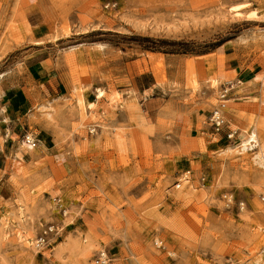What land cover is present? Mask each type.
Wrapping results in <instances>:
<instances>
[{
	"label": "rangeland",
	"instance_id": "1",
	"mask_svg": "<svg viewBox=\"0 0 264 264\" xmlns=\"http://www.w3.org/2000/svg\"><path fill=\"white\" fill-rule=\"evenodd\" d=\"M29 2L0 0V264H264L238 149L264 142V0Z\"/></svg>",
	"mask_w": 264,
	"mask_h": 264
},
{
	"label": "bare ground",
	"instance_id": "2",
	"mask_svg": "<svg viewBox=\"0 0 264 264\" xmlns=\"http://www.w3.org/2000/svg\"><path fill=\"white\" fill-rule=\"evenodd\" d=\"M252 14L253 13H251V15ZM97 94L99 96L101 94V91L98 90ZM85 106H87L88 108H92L93 102H88V103L85 104ZM254 129L255 128L245 132L246 133V137H245V139L241 140V145L238 147V149L240 151H244V152L245 151H253V150L256 149L255 156L258 157L259 160H261L260 164H262V166H264V142L260 141L259 136H258V132H257V130H254ZM231 135L232 134H230V136ZM28 140H30L29 136H28ZM28 144H30V147H31V142H29Z\"/></svg>",
	"mask_w": 264,
	"mask_h": 264
},
{
	"label": "built area",
	"instance_id": "3",
	"mask_svg": "<svg viewBox=\"0 0 264 264\" xmlns=\"http://www.w3.org/2000/svg\"><path fill=\"white\" fill-rule=\"evenodd\" d=\"M223 97H224V94L221 95V98H223ZM209 122H210V127L214 133H219L224 128V126L226 125L225 119L223 118V116L220 115L218 110H213L210 113ZM226 137L228 139H231L232 136H230L229 133H227ZM32 141H33L32 142L33 146L37 144L36 141H34V140H32ZM178 186H179V184L176 185V187H178ZM104 260H105V256L99 255L96 262L102 263Z\"/></svg>",
	"mask_w": 264,
	"mask_h": 264
},
{
	"label": "crops",
	"instance_id": "4",
	"mask_svg": "<svg viewBox=\"0 0 264 264\" xmlns=\"http://www.w3.org/2000/svg\"><path fill=\"white\" fill-rule=\"evenodd\" d=\"M30 0H26V3L28 4V3H30L29 2ZM44 70V67L41 65V64H39V65H37V66H35V73L38 75V74H40L42 71ZM253 80V79H252ZM249 82H251V83H253L251 80L249 81ZM4 121V119L0 116V122H3ZM207 138H209V137H211L210 135H205ZM38 140V142H37V148H43L44 149V151H46V150H50L51 149V146H49V144H48V137H47V135H45L44 133H40V135L38 136V138H37Z\"/></svg>",
	"mask_w": 264,
	"mask_h": 264
},
{
	"label": "trees",
	"instance_id": "5",
	"mask_svg": "<svg viewBox=\"0 0 264 264\" xmlns=\"http://www.w3.org/2000/svg\"><path fill=\"white\" fill-rule=\"evenodd\" d=\"M145 40H147L148 38H144Z\"/></svg>",
	"mask_w": 264,
	"mask_h": 264
}]
</instances>
